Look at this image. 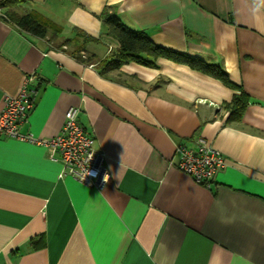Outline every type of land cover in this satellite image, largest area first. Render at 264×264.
Segmentation results:
<instances>
[{"label": "crops", "instance_id": "crops-1", "mask_svg": "<svg viewBox=\"0 0 264 264\" xmlns=\"http://www.w3.org/2000/svg\"><path fill=\"white\" fill-rule=\"evenodd\" d=\"M33 2L73 42L0 18V111L30 81L34 109L21 133L47 140L79 108L110 181L86 187L45 146L0 136V264H264V0ZM109 16L219 65L250 97L242 119L229 122L225 107L237 91L186 64L160 58L101 75L97 64L119 48ZM78 33L93 38L80 56L95 64L78 60ZM197 138L228 163L211 189L175 166L178 145Z\"/></svg>", "mask_w": 264, "mask_h": 264}, {"label": "built area", "instance_id": "built-area-1", "mask_svg": "<svg viewBox=\"0 0 264 264\" xmlns=\"http://www.w3.org/2000/svg\"><path fill=\"white\" fill-rule=\"evenodd\" d=\"M29 82L18 97H5L0 111V136L45 146L50 158L62 163V175L70 176L86 187L103 189L110 181L106 154L97 149L95 138L81 125L79 108L68 109L61 132L51 139L40 140L32 134L21 133L34 109L35 89ZM176 153V168L206 189H211L216 176L228 164L223 153L203 138L196 139L195 147L178 145Z\"/></svg>", "mask_w": 264, "mask_h": 264}, {"label": "trees", "instance_id": "trees-1", "mask_svg": "<svg viewBox=\"0 0 264 264\" xmlns=\"http://www.w3.org/2000/svg\"><path fill=\"white\" fill-rule=\"evenodd\" d=\"M29 2H33V0H0V10H3L0 18L32 37L40 39L49 38V42H59L60 46L71 45L73 39L62 40V30L52 20L37 12L23 15L16 11L17 7ZM104 26L107 28V35L119 42V48L109 59L99 61L97 69L101 75L119 70L123 65L128 63H137L145 67L155 68L156 62L160 58L186 64L191 69L214 77L222 81L228 88L237 91L238 93L233 96L232 101L225 105V107L230 111L229 122H239L242 119L250 102V97L241 87L232 83L228 73L219 65L208 63L199 57H193L158 46L152 42L147 34L132 31L116 16L107 17L104 21ZM77 36L79 40H83V43L77 46L76 53L78 60L86 62L89 65L90 63L95 64L97 60H95L94 56H86V59H81L82 55L80 56V53L85 51L84 45L93 41V38L83 33H78L75 37Z\"/></svg>", "mask_w": 264, "mask_h": 264}, {"label": "rangeland", "instance_id": "rangeland-1", "mask_svg": "<svg viewBox=\"0 0 264 264\" xmlns=\"http://www.w3.org/2000/svg\"><path fill=\"white\" fill-rule=\"evenodd\" d=\"M42 5H43V3H41V2H29V3H24L23 5L17 7L16 9L18 10V12H20L23 15L30 14V13L37 11V12H40L41 14H43L44 16H46V14H47L46 10H48V12H49V9H46Z\"/></svg>", "mask_w": 264, "mask_h": 264}, {"label": "clouds", "instance_id": "clouds-1", "mask_svg": "<svg viewBox=\"0 0 264 264\" xmlns=\"http://www.w3.org/2000/svg\"><path fill=\"white\" fill-rule=\"evenodd\" d=\"M89 175H91V173H89Z\"/></svg>", "mask_w": 264, "mask_h": 264}]
</instances>
